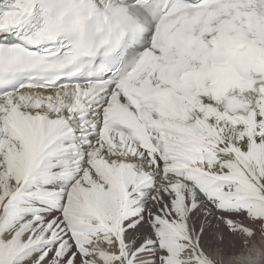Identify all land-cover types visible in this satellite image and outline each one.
<instances>
[{
  "label": "snow or ice",
  "instance_id": "snow-or-ice-1",
  "mask_svg": "<svg viewBox=\"0 0 264 264\" xmlns=\"http://www.w3.org/2000/svg\"><path fill=\"white\" fill-rule=\"evenodd\" d=\"M258 237L264 0H0V264H246Z\"/></svg>",
  "mask_w": 264,
  "mask_h": 264
},
{
  "label": "bare ground",
  "instance_id": "bare-ground-1",
  "mask_svg": "<svg viewBox=\"0 0 264 264\" xmlns=\"http://www.w3.org/2000/svg\"><path fill=\"white\" fill-rule=\"evenodd\" d=\"M254 249L252 253L253 259L257 254L260 256V264H264V238H259L254 242ZM246 252L248 251L247 249L245 250ZM232 264H236V261H233ZM246 264H250V261L248 258H246Z\"/></svg>",
  "mask_w": 264,
  "mask_h": 264
},
{
  "label": "clouds",
  "instance_id": "clouds-1",
  "mask_svg": "<svg viewBox=\"0 0 264 264\" xmlns=\"http://www.w3.org/2000/svg\"><path fill=\"white\" fill-rule=\"evenodd\" d=\"M253 251H254V249L249 250V255L247 257L249 259V261H250V264H260V256H259V254H257L255 256V258L253 259V257H252Z\"/></svg>",
  "mask_w": 264,
  "mask_h": 264
}]
</instances>
